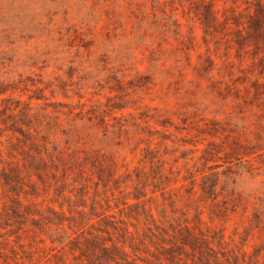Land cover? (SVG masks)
I'll use <instances>...</instances> for the list:
<instances>
[{
    "label": "rangeland",
    "instance_id": "obj_1",
    "mask_svg": "<svg viewBox=\"0 0 264 264\" xmlns=\"http://www.w3.org/2000/svg\"><path fill=\"white\" fill-rule=\"evenodd\" d=\"M0 264H264V0H0Z\"/></svg>",
    "mask_w": 264,
    "mask_h": 264
}]
</instances>
